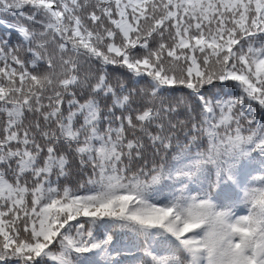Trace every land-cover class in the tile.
Listing matches in <instances>:
<instances>
[{
  "label": "snow or ice",
  "instance_id": "obj_1",
  "mask_svg": "<svg viewBox=\"0 0 264 264\" xmlns=\"http://www.w3.org/2000/svg\"><path fill=\"white\" fill-rule=\"evenodd\" d=\"M0 264H264V0H0Z\"/></svg>",
  "mask_w": 264,
  "mask_h": 264
}]
</instances>
